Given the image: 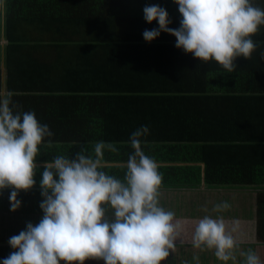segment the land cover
<instances>
[{
    "label": "trees",
    "instance_id": "1",
    "mask_svg": "<svg viewBox=\"0 0 264 264\" xmlns=\"http://www.w3.org/2000/svg\"><path fill=\"white\" fill-rule=\"evenodd\" d=\"M45 2L72 8L46 9ZM255 2L264 6V0ZM151 4L167 9L169 27L180 26L182 17L174 0H6L0 16L5 17L10 42L31 40L12 35L19 18L29 12L42 15L39 18L78 13L75 25L57 34L61 39L49 41L76 42L99 62L97 69L92 66L95 71L69 78L73 83L78 76L82 87L14 92L19 107L33 110L54 133L37 163L42 169L53 155L91 150L97 140H104L117 149L106 151V170L122 176L121 164L132 150L129 135L147 125L142 148L159 163L163 188L257 190V236L264 243V28L253 36L259 42L257 50L248 59L237 57V66L229 72L215 61L202 62L176 47V37L170 33L161 31L146 41L143 31L159 27L157 21L144 19L143 7ZM41 25L52 32L69 27L60 19H46ZM76 25L82 30L73 32ZM108 75L114 82L111 87L91 86ZM1 77L0 72V83ZM39 179L37 173L31 189H41Z\"/></svg>",
    "mask_w": 264,
    "mask_h": 264
},
{
    "label": "clouds",
    "instance_id": "2",
    "mask_svg": "<svg viewBox=\"0 0 264 264\" xmlns=\"http://www.w3.org/2000/svg\"><path fill=\"white\" fill-rule=\"evenodd\" d=\"M181 14L180 26L167 9L157 4L143 7L144 19L159 27L145 29L146 41L161 31L176 37V47L202 62L215 61L231 72L237 57L250 58L259 42L253 36L264 28V6L255 0H174ZM6 0H0V13ZM264 55V52H261ZM12 90H0V194L10 189V209L22 206L20 191L39 185L43 199L37 223L8 238L13 251L0 264H164L190 231L194 248L213 250L222 261L239 247V222L229 223L219 214L231 208L228 200L213 205L218 213L198 218L180 217L161 202L163 173L147 154L143 140L149 128L140 125L127 141L132 149L121 164L123 175L106 170V151L116 152L112 142L97 140L75 154H56L37 163L41 150L54 133L33 110L25 111L13 100ZM39 170V171H38ZM240 264H264L249 247ZM199 264L198 257H194ZM184 264H188L187 261Z\"/></svg>",
    "mask_w": 264,
    "mask_h": 264
},
{
    "label": "crops",
    "instance_id": "3",
    "mask_svg": "<svg viewBox=\"0 0 264 264\" xmlns=\"http://www.w3.org/2000/svg\"><path fill=\"white\" fill-rule=\"evenodd\" d=\"M47 8L50 7H67L43 3ZM31 8H38L32 6ZM72 15V17H71ZM36 13L29 12L27 17L19 18L14 28L16 31L12 33L15 38H30V41L10 42L7 38L5 17L0 16V72L1 83L0 90H12L13 92L25 93V89L29 92H36L39 89H62L69 87H82V80L72 83V75L81 71H95L96 59L86 54L89 50L84 51L83 46L76 44H67L60 42H50L57 40L64 34V30H70V24H74V20L79 18L78 13L75 15L68 14L66 11L56 13L54 18L44 15L39 18ZM46 19H60L69 27L59 28L51 31L48 27L42 26L41 23ZM51 22H58L51 20ZM38 23L40 27H35ZM35 27V28H34ZM75 27L72 31H80L82 29ZM55 37L57 39H55ZM63 37V36H62ZM45 39V42H34L33 40ZM61 39V38H59ZM58 39V40H59ZM112 56V55H111ZM108 60V59H107ZM10 76V77H9ZM100 77V76H99ZM9 78L12 82L9 85ZM101 82L92 83L94 87H111L114 82L110 80V76L101 77ZM10 79V80H11ZM8 82V83H7ZM128 83V82H127ZM125 85V83H124ZM39 94V92H37ZM204 169L205 164L201 163ZM204 183V181H202ZM258 191L255 189H166L162 188L161 202L169 208L176 211L180 217L198 218L206 213L218 214L213 205L221 200H228L231 208L219 213L224 216L229 223L239 222V247L232 250V257L228 261L219 260L213 250L206 248H194L190 243V231L185 233L184 242L178 243L175 251L166 258L164 264H195L194 257H198L199 264H240L243 259L241 252L249 247L254 248L261 259H264V243L258 239ZM10 189H4L0 194V258L6 257L14 249L8 243V238L17 234L20 230L26 228L27 222L37 223L42 216V209L39 207L41 189H30L20 191L19 199L22 200V206L16 211L10 209V201L8 199ZM85 264H103V261L89 260Z\"/></svg>",
    "mask_w": 264,
    "mask_h": 264
}]
</instances>
